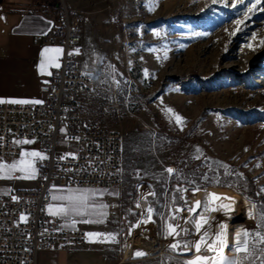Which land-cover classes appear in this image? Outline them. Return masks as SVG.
<instances>
[{"label": "rangeland", "instance_id": "1", "mask_svg": "<svg viewBox=\"0 0 264 264\" xmlns=\"http://www.w3.org/2000/svg\"><path fill=\"white\" fill-rule=\"evenodd\" d=\"M62 1L82 16L81 64L93 81L91 107L103 125L122 134L120 178L105 188L115 196L111 209L116 212L101 218L118 225L113 263L185 264L195 251H186L183 243L198 240L199 234L193 214L171 216L175 208L197 200L203 206L215 193L231 198L215 204H232L230 220L237 218L240 231L249 232L241 241L248 240L253 255L236 253L232 244L226 250L235 252L242 264H261L264 244L257 243L255 233L264 234V0L246 20L255 0L236 7L231 6L235 0ZM3 17L0 7V41L8 23ZM237 20L244 23L230 35ZM0 88L29 93L7 83ZM23 140L33 142L16 143ZM13 144L20 153L0 156V163L11 165L21 160L22 152H39L33 138L15 137ZM24 175L0 171V190L35 185L36 177L20 178ZM248 179L256 198L245 193ZM196 188L200 191L193 194ZM202 211L197 209L196 216ZM168 223L189 232L169 236ZM136 227L145 230L155 250L125 258ZM177 240L181 246L173 250L170 245Z\"/></svg>", "mask_w": 264, "mask_h": 264}, {"label": "built area", "instance_id": "2", "mask_svg": "<svg viewBox=\"0 0 264 264\" xmlns=\"http://www.w3.org/2000/svg\"><path fill=\"white\" fill-rule=\"evenodd\" d=\"M58 1L45 41L61 46L60 66L39 83L36 100L42 103H0V156L20 153L13 144L18 137L35 139L46 157L35 160V185L0 192V264H36L40 250L85 243V228L47 213L52 187L110 188L120 178L122 134L103 125L90 104L93 81L81 64L82 16Z\"/></svg>", "mask_w": 264, "mask_h": 264}, {"label": "crops", "instance_id": "3", "mask_svg": "<svg viewBox=\"0 0 264 264\" xmlns=\"http://www.w3.org/2000/svg\"><path fill=\"white\" fill-rule=\"evenodd\" d=\"M7 2L0 4V7L4 9L3 20L8 21L4 28L5 31L1 33L3 40L0 41V84L7 83L17 88L16 91L26 90L29 93L22 95L19 92H6L0 88V100H36L39 96V83L48 79L51 75L49 73L54 68L49 65L48 58H54L55 63H59L60 59L61 52L50 51L42 56L45 48L61 49L59 44L45 41L54 23V15L43 11L44 0H8ZM6 5H8L7 9ZM42 61L45 64L43 72L40 69ZM18 187L26 186L22 184ZM10 189L0 190V192ZM96 189V194L103 196L95 198L96 204L108 205L107 208L98 211H103L106 215L111 214V211L116 212L115 209H111L116 205L115 196L111 194V191H106L105 188ZM67 190H69L68 186L52 187L51 199L46 207L47 213L53 214L59 206L65 203L58 199L54 200L53 196L65 195ZM98 211L84 216L67 217L71 219V225L85 228L87 234L99 233L101 235H87L85 243H76L70 248L56 247L40 250L36 257V264H114L118 225L116 223L108 225L102 221L101 218L106 215L101 216ZM86 220L92 222L85 223Z\"/></svg>", "mask_w": 264, "mask_h": 264}, {"label": "snow or ice", "instance_id": "4", "mask_svg": "<svg viewBox=\"0 0 264 264\" xmlns=\"http://www.w3.org/2000/svg\"><path fill=\"white\" fill-rule=\"evenodd\" d=\"M216 0H213V3H215ZM237 3L244 4L245 0H235V2L231 5L232 7H236ZM261 3V0H255L254 3H252L245 13L244 19L246 20L248 18V14L252 13L254 10L257 9V5ZM244 20H237L236 21V29L230 35H235L236 31H239V25L243 24ZM262 44H264V41H262ZM50 51H54L56 53H60L62 49L56 48V49H49L45 48L42 52V56L44 53H48ZM48 63L50 66L59 67L60 65L58 63H55L54 58H48ZM44 62L42 61L40 65L41 72L44 71ZM51 73H49L50 75ZM4 100H0V103H4ZM8 103L13 104H40L42 101L39 100H9ZM169 112H171V109H168ZM177 121L180 122V117H176ZM33 141L29 140H23V141H17L16 143H32ZM21 160L18 162H15L11 165L0 163V171H3L7 169L9 172H16L19 171L21 173H27V175H24L20 178L23 179H34L36 175V168H35V161L31 158H39L41 160L46 159V157L42 156L39 152H22L21 153ZM25 157L29 159H25ZM30 170V171H29ZM166 171L169 174H173L174 170L172 168H167ZM188 189H180L177 188V192H187ZM200 191L199 188H196L193 190V194L195 192ZM151 195H155L154 193H150ZM95 196L96 191L91 189H69L67 190L65 195L56 197L53 196L54 200H60L65 203H63L61 206H59L55 212H53V215H62V216H84L91 214L93 212H97L98 210L105 209L108 207L106 204H96L95 202ZM15 199V197H13ZM181 199H183V196H181ZM218 200H231L230 197H220L215 193L209 194V200L207 202L203 203L197 200L195 203L187 208L183 207H177L174 209V213L171 216L172 220L176 219V213L187 211L190 214H193L191 217V222L194 223L195 231L197 234H199V239L192 241V242H184L183 248L186 251H191L194 249L196 255L194 259H189L185 262V264H242V260L238 256L229 257L225 255V249L228 248V224L226 222H219L218 223V230L214 233L210 234L211 230V223H210V215L214 212L223 211L224 214L227 216L231 211H233L232 204L231 203H220L219 205H216L215 202ZM187 200H185V204L187 205ZM137 207H140L139 204H137ZM203 207L202 213L198 215V218L196 216L197 209H200ZM147 218L150 220L151 215L153 213V208L149 206L146 209ZM98 214L101 216L106 215L103 211H98ZM251 215V213H249ZM183 219V217H181ZM21 219H24V217H21ZM75 222V221H73ZM85 223H89L92 221L86 220ZM185 223H188L189 220L185 219ZM207 226V227H206ZM264 226V225H262ZM179 225H173L172 223H168L167 230L168 235L173 237H178L180 235V231L185 232V234H188V229L181 228L180 231H177V228ZM203 230V231H202ZM87 235H101L99 233H88ZM256 237H258L257 243L264 244V234H261L260 232L255 233ZM243 236L247 238L249 236V232L247 231H238L236 233V243L234 245V251L236 253H245L247 256H252L253 253L249 251V245L248 240L244 239L241 241L240 237ZM112 239L114 240L115 237L113 236ZM180 241L177 240L175 243H172L170 247L175 250L179 248ZM202 251H207L210 253H213L211 256L202 255ZM261 254L264 255V249H261ZM137 257L145 255V253L141 251H137L135 253ZM245 257V258H246ZM261 264H264V260L261 261Z\"/></svg>", "mask_w": 264, "mask_h": 264}, {"label": "bare ground", "instance_id": "5", "mask_svg": "<svg viewBox=\"0 0 264 264\" xmlns=\"http://www.w3.org/2000/svg\"><path fill=\"white\" fill-rule=\"evenodd\" d=\"M209 215H210V223L212 225L211 230H210V234L214 233L215 231L218 230V223L219 222H226L228 224V245H231V244L235 245L236 233L238 231H240V224L235 223V221H237L238 219L235 218L233 221H231L230 220V213L226 216L224 214V212H222V211L214 212V213H211ZM197 218H198V216H197ZM141 224H143V223H141ZM240 239H242V236L240 237ZM128 246L129 247L127 248V250L125 251V254H124L125 258H130V257L136 256L135 253L137 251H141V252L146 254L148 252H152L155 250L153 247V243L148 242L147 234L145 233V230L142 229L141 227H136L133 230V234H132L131 239L129 240ZM195 255H196V253L193 252V255L188 256L187 260L194 259ZM226 255L229 257H233V256H235V252H229L228 250H226Z\"/></svg>", "mask_w": 264, "mask_h": 264}, {"label": "trees", "instance_id": "6", "mask_svg": "<svg viewBox=\"0 0 264 264\" xmlns=\"http://www.w3.org/2000/svg\"><path fill=\"white\" fill-rule=\"evenodd\" d=\"M58 6H59V1L58 0H44L43 11L49 12L52 15H54V13L57 10ZM245 193L248 194V196L251 197V198H256V194L254 195L255 188L252 185V183L249 181V179L247 180V191ZM253 264H257V263L254 262Z\"/></svg>", "mask_w": 264, "mask_h": 264}, {"label": "water", "instance_id": "7", "mask_svg": "<svg viewBox=\"0 0 264 264\" xmlns=\"http://www.w3.org/2000/svg\"><path fill=\"white\" fill-rule=\"evenodd\" d=\"M1 1V0H0Z\"/></svg>", "mask_w": 264, "mask_h": 264}]
</instances>
